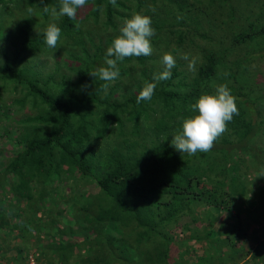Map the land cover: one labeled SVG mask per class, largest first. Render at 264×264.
Segmentation results:
<instances>
[{
    "label": "trees",
    "instance_id": "obj_1",
    "mask_svg": "<svg viewBox=\"0 0 264 264\" xmlns=\"http://www.w3.org/2000/svg\"><path fill=\"white\" fill-rule=\"evenodd\" d=\"M45 7L60 0H0L18 13L0 24V264H264V0H87L55 21ZM133 13L152 20V54L118 61L104 89L90 72ZM165 52L171 78L154 81ZM220 84L239 114L211 151L180 153L172 137Z\"/></svg>",
    "mask_w": 264,
    "mask_h": 264
},
{
    "label": "clouds",
    "instance_id": "obj_2",
    "mask_svg": "<svg viewBox=\"0 0 264 264\" xmlns=\"http://www.w3.org/2000/svg\"><path fill=\"white\" fill-rule=\"evenodd\" d=\"M87 0H60L59 11L55 8L45 7L44 11L50 13L53 21L62 16L71 20L77 17L78 9L83 8ZM115 5L116 0H110ZM151 11L155 12L153 7ZM77 27L79 25L77 24ZM155 34L152 20L148 15L133 13L126 18L119 34L113 39L111 46L107 48L105 66L90 72L95 79L104 81L102 85L107 89L108 83L119 77L118 61L126 57H140L152 54L151 37ZM61 38V29L55 22L49 23L44 32V39L49 48H56ZM114 57V58H113ZM181 59L188 62L190 70L195 69L198 57L183 53ZM161 63L164 70L154 76V81L168 80L171 78V69L176 64V57L168 52L162 55ZM156 88L155 82H148L139 91L136 102L150 101ZM195 112L182 122V130L177 132L171 139L172 146L180 153L195 155L197 152H209L215 141L227 131L228 123L234 115L239 114L236 97L232 94L227 84L216 86L214 93H203L191 105ZM262 176V175H259Z\"/></svg>",
    "mask_w": 264,
    "mask_h": 264
},
{
    "label": "rangeland",
    "instance_id": "obj_3",
    "mask_svg": "<svg viewBox=\"0 0 264 264\" xmlns=\"http://www.w3.org/2000/svg\"><path fill=\"white\" fill-rule=\"evenodd\" d=\"M19 12H21V11H19ZM14 13V12H13ZM18 13L15 11V13L14 14H6V13H1L0 14V24H2L3 25V30H2V32L3 33H10L11 32V30H12V24H13V22H14V17L17 15ZM0 41H2V42H6L7 43V38L5 39V38H3V36H0ZM152 47H153V45H152ZM162 47H163V45L162 44H159V48H158V51H161L162 50ZM157 51V54H159L160 52H158ZM51 53V52H50ZM46 58L48 59V60H50V56L47 54L46 55ZM161 60H160V57L159 56H157L156 57V59L155 60H153V63H154V65H155V67L157 66V64L160 62ZM262 61H264V59L262 60ZM264 64V63H263ZM244 203H245V207H240V205H239V210L238 211H236V212H238V214L237 215H239V218H240V220H241V222H242V226H243V228L245 229V230H248V231H253L254 229H256V227H257V225L255 224V221H256V218H253V214L251 213V210H250V208H251V205H252V201H250V200H248V199H246L245 201H244ZM233 210L235 211L236 209L235 208H233ZM202 220L205 222L206 221V223H207V219L206 218H204V216L202 217ZM226 220V219H225ZM225 220H222L223 221V223L222 224H227V220H226V222H225ZM255 239V238H254ZM248 242V241H247ZM30 264H33L32 262H30Z\"/></svg>",
    "mask_w": 264,
    "mask_h": 264
}]
</instances>
